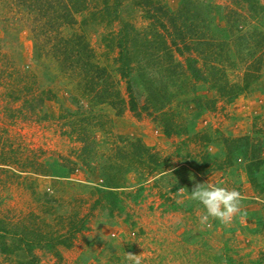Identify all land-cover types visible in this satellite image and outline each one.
Wrapping results in <instances>:
<instances>
[{
  "label": "trees",
  "instance_id": "trees-1",
  "mask_svg": "<svg viewBox=\"0 0 264 264\" xmlns=\"http://www.w3.org/2000/svg\"><path fill=\"white\" fill-rule=\"evenodd\" d=\"M170 1L0 0L4 115L17 128L58 122L55 132L67 147L65 152L31 147L25 134L9 136V128L0 127V184L6 188L17 181L31 202L26 212L0 213V264H42L40 252L61 260L62 249L73 248L79 237L119 222L136 228L142 212L156 208L185 213L195 226L192 238H211L213 228L199 223L203 206L180 202L175 191L206 183L215 172L224 176L220 186L241 191L235 171L244 166L264 201L261 148L250 154L257 148L255 136L198 128L201 116L225 111L243 95L264 94V5L180 0L174 8ZM22 24L35 51L29 71L18 64L17 47L2 50L18 45ZM52 102L60 106L57 116L49 109ZM128 112L137 120L146 116L165 138L176 140L172 154L121 132L126 126L119 119ZM95 164L108 186L55 178L59 172L94 173ZM131 172L139 185H127ZM40 178L53 179L50 191ZM152 195L158 207H145ZM7 198L0 195V206ZM262 221L264 226V215ZM138 243L107 242L97 261L129 264L126 255L136 254ZM224 246L220 263L244 264L239 249Z\"/></svg>",
  "mask_w": 264,
  "mask_h": 264
},
{
  "label": "rangeland",
  "instance_id": "rangeland-1",
  "mask_svg": "<svg viewBox=\"0 0 264 264\" xmlns=\"http://www.w3.org/2000/svg\"><path fill=\"white\" fill-rule=\"evenodd\" d=\"M179 1L171 0L170 4L176 8ZM261 1L264 5V0ZM217 2L230 7V0H217ZM251 23L253 25L256 21L251 20ZM24 28L26 27L23 24L17 28L21 34V40L18 42V45L10 43V48L3 47L2 50L8 51L17 47L20 57L18 64L22 65L25 71H29L35 67V51L33 42L29 37L30 33L25 31ZM0 36H3L2 32H0ZM62 94H64L63 96L67 100L68 95L65 92ZM140 94L142 102L144 100L142 97L145 96L143 89L140 90ZM1 103L0 101V127L6 125L10 130L9 136L13 135L14 131H19L25 134L31 147H44L61 152L67 150L66 144L64 145V142L61 140V136L55 132L58 128V122H55L53 125L48 122L42 125H21L17 128L9 125L10 120L4 115V104ZM68 106L73 109L77 108L70 101L68 102ZM49 109L52 111L53 116H57L60 106L52 102L49 103ZM106 113H110V111L108 110ZM198 121V128L200 129L212 125L214 128H222L227 135L255 136L257 148L251 149L250 154H256L257 149L261 148L260 157L264 158V94L243 95L236 103L228 106L225 111L218 110L216 113L205 114ZM119 122L126 126V128L121 129V132H126L131 138L144 139L146 144L156 147L164 155L168 150V153L172 154V142L176 140L165 138L146 116L142 120H137L132 113L128 112L123 119H119ZM98 136L101 137L100 134ZM212 150L216 151L217 149L215 146H212ZM96 166L95 164L94 173L85 170H76L72 174L59 172V175L55 178L71 181L76 184H89L90 187L108 186L105 176L100 168ZM262 168H264V165ZM235 173H239L240 175L238 176L242 183L240 192L245 197L243 213L246 214L238 215L230 225L221 224L218 220H211L212 226L210 229L213 228L212 230L215 232L211 238L203 239L202 236L196 239L192 238L190 233L192 230L195 231V226L191 224L193 223L192 220H189V218L186 220L185 213L174 210L169 213H162L161 210L156 208L154 211H143L141 217L137 218L139 226L136 228L131 229L126 223L119 222V224L114 226H105L101 231L102 234L98 233L90 237H79L75 241L73 248L68 250L62 249L61 260L50 254L40 252L43 260L42 264H99L97 256L104 251L106 243L114 239L120 242H123L124 239L135 242L139 240L140 243H138V252L136 254L142 256V264H222L219 261V256L226 242L228 248L239 249V256H242L244 264L248 263L249 259L250 262H254L253 264H258L259 260L264 258V226L260 225L263 222L264 201L254 191L244 166L238 168ZM40 180L41 185L50 191L53 179L40 178ZM127 181L129 187L139 185L140 183L139 178L134 172L129 173ZM223 181L224 176L221 172L212 173L206 178V183L210 182L221 185ZM188 185L184 186L188 188H184L183 193L179 192V190L175 191L179 196L180 202L193 201L190 199L192 189L189 190V188H193V185ZM0 188V195L2 197L7 198L8 195L12 196L7 198L4 204L0 206L1 214L9 209H13V211L18 213L26 212L30 208L29 194L23 187L18 185L17 181L8 183L6 188L0 184ZM153 192H156V189ZM153 195L148 198L144 204L145 207L150 206V204H155L158 207L160 200ZM204 211V208L199 210V216ZM139 229L144 230L143 236H139ZM101 238L103 239L101 240ZM106 261L107 258L105 257L104 259L103 257V262L106 263Z\"/></svg>",
  "mask_w": 264,
  "mask_h": 264
},
{
  "label": "clouds",
  "instance_id": "clouds-1",
  "mask_svg": "<svg viewBox=\"0 0 264 264\" xmlns=\"http://www.w3.org/2000/svg\"><path fill=\"white\" fill-rule=\"evenodd\" d=\"M184 188L179 192L183 193ZM190 199L197 201L204 208V213L199 217L201 226L211 227V220H218L221 224L230 225L232 221L243 213L245 197L235 188L229 189L214 183H197L190 192ZM126 260L129 264H142V256L127 253Z\"/></svg>",
  "mask_w": 264,
  "mask_h": 264
}]
</instances>
